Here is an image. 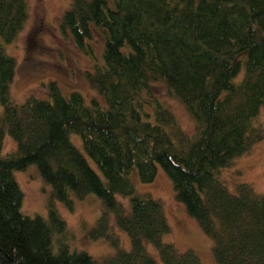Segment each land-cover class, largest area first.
<instances>
[{
    "label": "trees",
    "instance_id": "1",
    "mask_svg": "<svg viewBox=\"0 0 264 264\" xmlns=\"http://www.w3.org/2000/svg\"><path fill=\"white\" fill-rule=\"evenodd\" d=\"M26 17V0H0V149L5 131L15 142L0 153V264H202L193 250L163 241L170 227L161 202L129 180L134 170L151 182L157 167L211 240L215 264H264V192L241 182L230 193L218 174L264 136L256 122L264 106V0H114L112 8L107 0H71L60 31L80 50L93 29L104 36L102 62L85 73L101 101L64 96L53 81L46 98L10 99L15 60L3 45ZM156 81L192 116L191 134L151 90ZM30 164L50 186L46 218L20 211L13 171ZM87 194L97 196L100 212L86 235L115 247L101 261L68 249L54 206L72 210V198ZM115 194L129 198L128 211ZM110 215L129 249L119 247Z\"/></svg>",
    "mask_w": 264,
    "mask_h": 264
},
{
    "label": "rangeland",
    "instance_id": "2",
    "mask_svg": "<svg viewBox=\"0 0 264 264\" xmlns=\"http://www.w3.org/2000/svg\"><path fill=\"white\" fill-rule=\"evenodd\" d=\"M70 1L26 0L27 17L21 31L11 42L3 45L4 51L15 60L14 76L9 85V97L13 102H23L29 96L46 98V85L49 81H53L64 96L70 91H76L85 101L91 98L101 101L100 96L89 86L85 73L91 72L95 64L102 62L104 36L98 29H93L86 42L87 49L80 50L69 34L60 31L59 18ZM107 6L112 8L114 0H107ZM34 40L37 41L35 48L30 46ZM126 50L127 47L124 46L123 51ZM242 73L241 69L234 79L235 82L240 80ZM150 88L156 97L168 106L180 128L185 133L191 134L194 120L182 102L169 93L162 82L156 81ZM256 122L264 127V106L259 108ZM69 139L83 154L91 168L98 173L95 164L83 152L79 137L70 134ZM14 149L15 142L5 131L0 153L5 155ZM218 174L230 193H235L236 185L241 182L249 184L257 193L264 192V136L246 153L234 158L231 164L222 168ZM13 177L22 193L20 211L25 215L46 218L45 205L50 186L39 176L35 165L30 164L23 170L13 171ZM129 180L137 193L146 194L161 202L170 227V232L163 237V241L172 243L180 251L193 250L202 264H215L211 253V240L185 212L183 205L173 198L171 182L160 167H157L151 182H141L134 170L130 172ZM115 198L127 211L129 210L127 196L115 194ZM72 200V210L60 201L54 202L58 214L65 222V239L67 238L65 243L68 249L85 251L96 261L112 255L115 247L106 239H90L86 235L99 216L100 201L97 196L87 194L81 199L72 198ZM110 219L112 232L118 238L119 247L124 250L129 249L128 236L124 231L114 227L112 215ZM147 249L154 254L151 246Z\"/></svg>",
    "mask_w": 264,
    "mask_h": 264
},
{
    "label": "flooded vegetation",
    "instance_id": "3",
    "mask_svg": "<svg viewBox=\"0 0 264 264\" xmlns=\"http://www.w3.org/2000/svg\"><path fill=\"white\" fill-rule=\"evenodd\" d=\"M36 43H37V41H36V40H34V41L32 42V44H30V46H31V47H33V48H35V46H36Z\"/></svg>",
    "mask_w": 264,
    "mask_h": 264
}]
</instances>
